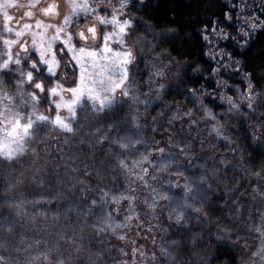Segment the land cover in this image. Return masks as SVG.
<instances>
[{
    "label": "clouds",
    "instance_id": "clouds-1",
    "mask_svg": "<svg viewBox=\"0 0 264 264\" xmlns=\"http://www.w3.org/2000/svg\"><path fill=\"white\" fill-rule=\"evenodd\" d=\"M0 264H264V0H0Z\"/></svg>",
    "mask_w": 264,
    "mask_h": 264
}]
</instances>
